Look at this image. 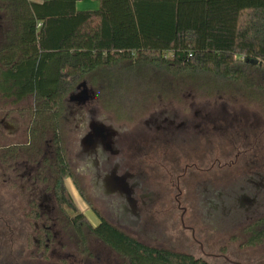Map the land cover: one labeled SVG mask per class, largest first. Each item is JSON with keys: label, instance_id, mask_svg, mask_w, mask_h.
<instances>
[{"label": "flooded vegetation", "instance_id": "af4514ba", "mask_svg": "<svg viewBox=\"0 0 264 264\" xmlns=\"http://www.w3.org/2000/svg\"><path fill=\"white\" fill-rule=\"evenodd\" d=\"M84 82L65 99L59 138L46 129L32 142L9 112L0 120V264H120L88 238L104 222L207 264H244L235 248L264 249V97L162 81L109 112ZM68 182L96 222L77 211Z\"/></svg>", "mask_w": 264, "mask_h": 264}, {"label": "trees", "instance_id": "16d2710c", "mask_svg": "<svg viewBox=\"0 0 264 264\" xmlns=\"http://www.w3.org/2000/svg\"><path fill=\"white\" fill-rule=\"evenodd\" d=\"M77 1L0 0V99L28 113L32 142L46 129L58 134L65 99L83 79L106 107L133 81L137 91L146 68L172 75L174 84L203 75L219 89L236 83L264 97V0H97L88 10ZM76 220L90 225L83 214ZM89 227L130 264H207L146 247L106 222Z\"/></svg>", "mask_w": 264, "mask_h": 264}, {"label": "rangeland", "instance_id": "374dc122", "mask_svg": "<svg viewBox=\"0 0 264 264\" xmlns=\"http://www.w3.org/2000/svg\"><path fill=\"white\" fill-rule=\"evenodd\" d=\"M99 5H100V2L97 1V0H78L77 1V8L79 10L97 9L99 7ZM245 17H246V14H245ZM245 69H248V68L247 67H244V70ZM144 72H145V75L141 77L143 80H142V84L139 85V88H138L139 90L137 89V91H136V90L133 89V87L137 86V84L135 85V83L133 81L130 84V85H133V86H130V87L125 88V90H123L120 94H118L116 96V98L114 99V104H112L113 106L110 105V106L107 107V109H108L109 112L114 107L115 108L118 107L119 111L123 110L126 107L127 108L130 107V104L131 103L129 101L132 102V100L137 99L140 96H142V97H144V96H152V95H147V93L149 92V91H147L148 87L149 88H152L154 86L157 87L158 84L160 82H162V81L170 82V81H176V79H177V78L174 79L172 77V75L159 72V71H157L156 69H153V68L152 69L151 68H146V69H144ZM250 72H251L249 74L250 77H253L254 76V78H256V77H258L257 75H259V77H261L260 76L261 74L255 75V73L253 71H250ZM260 79L257 78L256 79L257 80L256 83L259 82ZM200 80H201L200 82H203L204 80L207 82L209 80V76H203L202 75L200 77ZM84 81H87L89 84L93 85V87L95 88V90H97V92L99 93V90L97 89V87L90 80H88V79L81 80L78 83V85L81 82H84ZM186 81H188V80H186ZM259 85L264 86V76L262 77V80H260ZM117 86H122V85H121V83H118ZM126 86H129V85L126 83ZM219 86L221 87L220 90L222 91L221 94L223 96H227V97H229V96H233V97H235V96H239V97H251V96H254L253 94H250L249 91H247V90L245 91L243 89H242V91H243L242 93L235 92L234 91L235 90L234 88L235 87H240L239 84H234V83H221ZM155 96H160V95L155 94ZM28 102H31V100L30 101H27L26 103H24L22 105H20V108H21V106L22 107L23 106L26 107V104H28ZM12 107L13 106L10 105L9 102L6 101V104H5L4 100H1L0 99V120L2 119V117H4V115L9 110L12 109ZM10 116H14V117H16L18 119L17 125L20 124V128L21 129L27 127L29 117H28V113H26L25 110H24L23 114L19 113L17 110L16 111L15 110H11V112H9V117ZM7 135H8V133L5 132V130L2 128V126L0 124V138L6 136L5 137V139H6V138H8ZM5 139H4V141H5ZM1 140H3V138ZM68 186H69L70 191L73 194V197H74V200H75V204H76V207H77L76 208L77 211L86 212V214H88L90 216V220L92 222H96L97 220L91 215L90 212H88L86 210V206L80 200L78 194L75 192V189L73 188V186L71 185L70 182H68ZM72 214H73V212H72ZM89 234L90 233H88V235ZM227 236L228 235L223 234V232L221 231L220 234L216 233L215 240L218 241V239L220 237H227ZM88 238H89L90 241H93V242H96L97 241L96 239H94V236H93L92 233L88 236ZM232 244H233L234 247H238L239 246L240 242L238 241V238L237 237H235V236L232 237ZM235 249H237L236 252H233L232 251V253H231V254H233L232 256H233V258L235 260H239V261L246 262L244 264H264V249L263 248H260V249H258V248H255V249L248 248V249H242V250H240L238 248H235ZM95 250H96V246L94 245V251ZM101 250H103L105 252L106 251H109L107 248H104L103 246H101ZM223 252H225V250ZM240 253H242V256L244 257L243 259H238V257H239L238 255H240ZM111 254H112V252H111ZM112 255H114V253ZM119 262H120V264H128V262L124 258H122V257L120 258Z\"/></svg>", "mask_w": 264, "mask_h": 264}, {"label": "crops", "instance_id": "0c3cea01", "mask_svg": "<svg viewBox=\"0 0 264 264\" xmlns=\"http://www.w3.org/2000/svg\"><path fill=\"white\" fill-rule=\"evenodd\" d=\"M30 100H32L30 97L26 100V101H30ZM25 101V102H26ZM25 102H22L23 104L25 103ZM30 102H28V104H29ZM28 104H26V106L28 105ZM26 128V127H25Z\"/></svg>", "mask_w": 264, "mask_h": 264}, {"label": "water", "instance_id": "95a60500", "mask_svg": "<svg viewBox=\"0 0 264 264\" xmlns=\"http://www.w3.org/2000/svg\"><path fill=\"white\" fill-rule=\"evenodd\" d=\"M252 62H257V60H252ZM82 84L84 85V84H85V82H82Z\"/></svg>", "mask_w": 264, "mask_h": 264}, {"label": "built area", "instance_id": "2783aa9c", "mask_svg": "<svg viewBox=\"0 0 264 264\" xmlns=\"http://www.w3.org/2000/svg\"><path fill=\"white\" fill-rule=\"evenodd\" d=\"M36 1H43V0H36Z\"/></svg>", "mask_w": 264, "mask_h": 264}]
</instances>
